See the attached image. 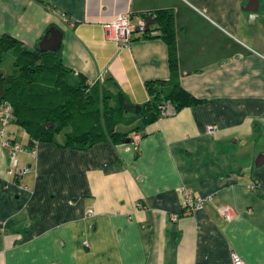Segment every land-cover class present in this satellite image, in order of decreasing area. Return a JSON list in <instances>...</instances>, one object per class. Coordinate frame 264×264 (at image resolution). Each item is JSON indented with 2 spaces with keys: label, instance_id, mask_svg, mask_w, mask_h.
Here are the masks:
<instances>
[{
  "label": "crops",
  "instance_id": "crops-1",
  "mask_svg": "<svg viewBox=\"0 0 264 264\" xmlns=\"http://www.w3.org/2000/svg\"><path fill=\"white\" fill-rule=\"evenodd\" d=\"M161 11L199 102L134 131L139 141L84 149L30 147L2 124L0 264H232L234 253L264 264V0H0V35L36 50L55 25L60 49L43 59L144 105L146 82L170 79L169 45L136 28L120 47L104 25ZM183 188L212 199L185 214Z\"/></svg>",
  "mask_w": 264,
  "mask_h": 264
},
{
  "label": "trees",
  "instance_id": "trees-1",
  "mask_svg": "<svg viewBox=\"0 0 264 264\" xmlns=\"http://www.w3.org/2000/svg\"><path fill=\"white\" fill-rule=\"evenodd\" d=\"M150 16L156 23L144 35L167 41L171 76L146 82L149 100L144 105L132 104L122 91L105 84L73 81L72 71L61 61L43 59L47 52L28 49L11 34L0 35V109H9V124L29 133L30 147L40 141L77 149L106 139L126 142L132 132L161 117L164 102H172L176 111L199 102L180 84L174 21L162 11Z\"/></svg>",
  "mask_w": 264,
  "mask_h": 264
},
{
  "label": "built area",
  "instance_id": "built-area-1",
  "mask_svg": "<svg viewBox=\"0 0 264 264\" xmlns=\"http://www.w3.org/2000/svg\"><path fill=\"white\" fill-rule=\"evenodd\" d=\"M61 17L65 22L67 23L69 22L70 25H73V22L70 19H68L67 14L62 13ZM104 27L108 32L109 37L117 41L120 47H127L130 45L132 41V33L136 28L145 32V23L143 21H140L136 25H134L132 23V18L130 13L122 14L116 21L107 23L104 25ZM175 113H176V107L172 102H166L161 107V117L173 115ZM9 117H11L9 109H6L5 111H2L0 109V119L2 120L4 128L9 124L10 121ZM4 128L0 129L1 135H3ZM215 130H216V126L214 125H210L208 127L209 133H213ZM135 139L139 140L140 135H136ZM7 143L11 144L10 142ZM19 150H22V147L14 144L11 152L12 158L14 159L16 158L17 152ZM29 154L33 155L34 152L30 150ZM24 171H27V168H25ZM183 195L185 197V202L182 212L185 214H190L197 209H203L207 204V202L212 199V197H206V198L196 197L194 193L187 188H183ZM90 212H93V209H90ZM219 213L222 217L228 220L232 219L233 217L232 207L228 205L219 208ZM174 218L177 219L178 215H176ZM0 225L3 226V223L1 222ZM232 264H246V263L238 254L234 253L232 255Z\"/></svg>",
  "mask_w": 264,
  "mask_h": 264
},
{
  "label": "water",
  "instance_id": "water-1",
  "mask_svg": "<svg viewBox=\"0 0 264 264\" xmlns=\"http://www.w3.org/2000/svg\"><path fill=\"white\" fill-rule=\"evenodd\" d=\"M255 4L258 5L259 0H254ZM258 7H255L253 10H257ZM155 19L152 16L146 17L145 31H149L152 24H154ZM139 30V29H138ZM50 36L46 35L39 44L41 51H58L62 42V31L57 26L53 25L50 27ZM130 142V139L126 140Z\"/></svg>",
  "mask_w": 264,
  "mask_h": 264
},
{
  "label": "rangeland",
  "instance_id": "rangeland-1",
  "mask_svg": "<svg viewBox=\"0 0 264 264\" xmlns=\"http://www.w3.org/2000/svg\"><path fill=\"white\" fill-rule=\"evenodd\" d=\"M91 84H93V83H91ZM165 103V102H164ZM164 103H163V105H164ZM162 104H161V107L163 106ZM0 127H2V123H0ZM15 128L17 129L16 131H17V133H18V135H19V137H20V139L19 140H23V137H22V135H23V133H25V135L27 136V134H26V132L22 129V128H19V127H16L15 126ZM120 129H125L124 127H119ZM134 133V132H133ZM137 133V132H136ZM136 133H134V134H132L131 135V138H129L130 140L132 139L133 141L135 140V141H139V140H136L135 139V136L136 135H139V134H136ZM59 139H63V134H60L59 136ZM32 156H35V154H33Z\"/></svg>",
  "mask_w": 264,
  "mask_h": 264
},
{
  "label": "bare ground",
  "instance_id": "bare-ground-1",
  "mask_svg": "<svg viewBox=\"0 0 264 264\" xmlns=\"http://www.w3.org/2000/svg\"><path fill=\"white\" fill-rule=\"evenodd\" d=\"M167 102H170V101H167Z\"/></svg>",
  "mask_w": 264,
  "mask_h": 264
}]
</instances>
